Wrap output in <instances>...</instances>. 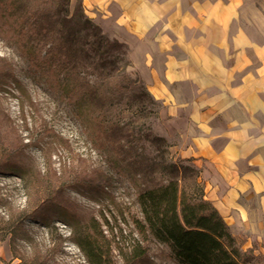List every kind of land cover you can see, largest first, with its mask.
<instances>
[{
  "label": "crops",
  "instance_id": "crops-1",
  "mask_svg": "<svg viewBox=\"0 0 264 264\" xmlns=\"http://www.w3.org/2000/svg\"><path fill=\"white\" fill-rule=\"evenodd\" d=\"M71 2L128 45L205 198L264 259V0Z\"/></svg>",
  "mask_w": 264,
  "mask_h": 264
},
{
  "label": "trees",
  "instance_id": "trees-1",
  "mask_svg": "<svg viewBox=\"0 0 264 264\" xmlns=\"http://www.w3.org/2000/svg\"><path fill=\"white\" fill-rule=\"evenodd\" d=\"M0 29L14 36L21 55L30 54L109 168L135 189L139 233L165 245L179 264H263L262 256L242 249L205 198L201 171L174 157L168 135L154 133L160 104L128 72L125 43L107 35L81 5L71 13L70 0H0ZM80 245L89 264H101L92 248Z\"/></svg>",
  "mask_w": 264,
  "mask_h": 264
},
{
  "label": "rangeland",
  "instance_id": "rangeland-1",
  "mask_svg": "<svg viewBox=\"0 0 264 264\" xmlns=\"http://www.w3.org/2000/svg\"><path fill=\"white\" fill-rule=\"evenodd\" d=\"M80 5L70 0V12ZM4 36L0 29V264H89L80 244L101 264H179L139 233L135 189L109 168L30 54ZM159 120H151L154 133L168 135L174 157L186 159ZM232 233L244 251L259 249L258 235Z\"/></svg>",
  "mask_w": 264,
  "mask_h": 264
}]
</instances>
